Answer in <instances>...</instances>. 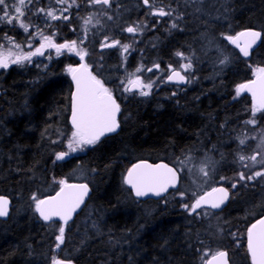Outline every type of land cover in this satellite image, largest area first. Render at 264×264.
<instances>
[{
    "label": "trees",
    "instance_id": "16d2710c",
    "mask_svg": "<svg viewBox=\"0 0 264 264\" xmlns=\"http://www.w3.org/2000/svg\"><path fill=\"white\" fill-rule=\"evenodd\" d=\"M111 1L126 5L130 9L133 7V12L136 11L135 5L141 3L140 0ZM224 1L227 5L223 9V31L227 30V33L233 34L242 28H256L255 30L262 32L263 38L251 53L250 58L243 60L229 42L221 43L216 41L214 36L212 37L213 46L222 49L224 56L229 58L227 63H223L226 66L225 68L223 66V76L220 81L223 84V92L215 86L212 90L216 94H209V91L202 90L204 82L199 80L181 97L176 96V98L171 94L153 104V98L146 99V103L140 104L125 102L121 96H118L117 91L115 96L122 108L119 131L113 136L101 139L84 153L69 156L62 162L52 161V156L53 151L64 150L67 137L71 132L67 122L71 91L67 69L70 65H75L76 57L64 53L60 56L50 53L51 59L43 58L41 62H38L39 67L34 61L21 67L12 66L0 71V193L9 195L12 190L18 192L17 195L12 196L14 205L11 206V215L6 221H0V264H52L53 257H63L61 251H54V246L58 243L54 235L57 234L59 224L40 222L34 213V201L31 196L36 195L41 198L48 191V194L53 189L55 191L59 186L57 181L61 179L71 181L69 176L78 168L84 171L81 178L85 175L91 176L90 195L86 205L77 214L78 216H75V220L73 219L65 226L64 235L69 236V240L62 246H67L69 252L76 246L79 250L77 253L67 254L62 259L71 260L75 264H199L198 252L201 251L205 241L203 237L206 235L201 225L203 221L196 223L194 221L196 214L190 215L175 199L174 196L178 193L179 187L161 200L138 202L130 197L129 191L125 189L123 177L128 166L136 159L170 162V157H183L186 152L193 151L188 150L191 149L189 143L192 138L196 139L201 134L203 135L201 141L205 142L204 146L208 149L206 152L214 157L217 165L224 162L225 152L229 151L228 154H231V149L226 150L225 144L223 145L226 151L223 149L224 152L218 154V140L211 138L212 134L217 136L218 129H215L213 125L217 119V126H215L218 128L223 126L224 139L229 136L224 135L226 132H232L230 133L232 137L234 129L236 130L239 125L237 124L229 131L225 129L228 121H231L232 126L229 123L227 127H234L233 124L242 123V120L247 118L243 112L250 106L248 97L241 94L238 97L241 100L238 99V101L237 97H232L231 91L236 85L256 75L257 68H264V0ZM45 2V0H38V2L32 0V5L45 6ZM88 3V0H76L75 5H78L80 9H74V12L68 16V21L52 23L50 29L56 33L60 41L77 39L80 32L76 21L82 16L81 14L88 11ZM215 28L218 30L217 26ZM7 34L15 36L13 29L0 24V43ZM194 39L192 36L189 41L193 47L194 44H199L198 41H201L204 47L208 41L200 37L196 38L198 41ZM97 40L95 38V42ZM95 42L86 46L89 56L93 59L91 65H96V68L95 65L92 66L96 71L99 69L97 67L100 65L99 62H102L103 67L109 70L108 64L111 58L101 57L104 51H100L97 47L99 42ZM142 46L144 49L145 46ZM133 51L132 59L139 60L140 57L134 58L138 49ZM208 53L209 48L201 54L204 65H206V59L203 55ZM97 57H101V61ZM146 61L147 59L144 58L143 62ZM244 77L245 80H243ZM184 102L185 104L182 105ZM205 102L208 103L205 104ZM219 108L223 109L222 116ZM235 109L242 110L241 114L239 115ZM213 111L216 113L214 114ZM241 115L245 116L242 118ZM226 117L228 118L225 119ZM204 125H207L206 128ZM205 135H209V141ZM53 140L58 142L53 143ZM234 140L236 141L235 138ZM223 142L226 141L223 140ZM231 145L234 148V145ZM167 152L170 153L169 156ZM193 153L195 156L202 155V153L196 154L195 151ZM229 162L234 163L233 160ZM232 163H228L225 168L221 164V170L224 172ZM235 172L236 168L224 172L223 180L227 181L222 184L229 187L228 177ZM253 186L249 184L240 186V192L243 190L241 193L239 189L236 192L239 194L238 197L241 196L237 197L236 201L232 198L233 191L231 200L222 211L224 227L228 228L227 232L233 233V238L227 239V236L223 241V250L227 252L230 264H251L245 240L246 228L264 213V207H259L261 197L255 196L256 194L247 195L245 192H252L255 189L264 190V187ZM21 190L24 195L19 193ZM125 192H128L129 199L134 200V203L125 198ZM236 195H234L235 198ZM162 201H166L167 204L164 207H157V204L160 205ZM26 207L28 212L25 219L17 218L16 216L26 210ZM86 212L89 216L86 221H82ZM29 217L36 221L35 224L39 223L37 225L41 229H37L28 220ZM89 223L97 228H92ZM78 229L79 233L76 235L75 231ZM94 229L96 231H93ZM80 233L83 234L80 235ZM47 234H49V242L44 238ZM74 237L77 240L73 239ZM123 240L126 243L125 246L119 244ZM42 241L43 244L40 245ZM129 243L130 245H127Z\"/></svg>",
    "mask_w": 264,
    "mask_h": 264
},
{
    "label": "snow or ice",
    "instance_id": "6c2138e0",
    "mask_svg": "<svg viewBox=\"0 0 264 264\" xmlns=\"http://www.w3.org/2000/svg\"><path fill=\"white\" fill-rule=\"evenodd\" d=\"M38 2V0H37ZM57 4H68L67 7L59 10H48L44 8L33 9L32 0H28L27 10L31 14H37V12L44 13L46 17H50L51 20H59L61 18L68 19V16H64V12H68L70 8L75 5L76 0H56ZM91 5H103L105 7L111 6V0H89ZM155 0H143V5L149 9V14L157 16H171V10L165 11L163 7L155 8ZM78 6V5H76ZM25 0H0V24H7L15 28L17 25L24 29L25 33L29 32V24L24 21L25 16ZM59 11V15L56 14ZM111 19V17H108ZM92 17L89 16L85 20V25L92 22ZM173 28H177L178 25L173 22ZM140 29V25L128 26L124 29L128 33H136ZM87 29L85 28V31ZM42 42L34 50L23 52L21 45L16 41L5 35L3 39L8 41V49L4 51V45L0 44V69L7 70L11 65L23 66L25 62L31 64L33 57L45 56V52L48 49H54L57 56L67 51L79 56L81 61H84L85 56L88 55L87 51L79 48L76 41H70L65 43H56L53 39L55 33L51 35H44L43 32L37 31ZM261 32L259 31H245L232 35H225L224 39L229 41L232 45H235L239 49L240 53L244 57L249 56V49L261 39ZM245 38L243 45L241 44V38ZM35 36L30 35L28 37V47L32 48L31 40ZM120 46L123 53H128L129 45L120 44L119 40L112 39L105 36L101 43V48H112ZM15 49V51H14ZM176 55L181 59L187 60V57L183 53L177 52ZM51 59V56L46 57ZM228 57L224 56L221 63H227ZM39 67V63H37ZM46 67V66H45ZM180 68L187 72L192 68V63L187 60L182 64ZM162 71L159 64H154L149 68H137L136 72L153 70ZM169 75H167L165 82H173L177 84H183L189 82V77L182 74L181 70L173 68L172 65L168 66ZM68 73L71 74L72 80L75 82V91L72 94L71 102V117L70 122L72 131L70 137L67 138L68 151H60L55 154L57 161L64 160L71 153L77 151H83L88 146H95L102 137L108 133L115 132L119 127L117 120V114L120 112V105L117 103L113 96V92L105 86L101 79H98L96 75H93L89 70V65L81 63L79 67H69ZM256 79L248 83L241 84L236 89V95L239 96L242 92H250L253 99L252 116L253 118L246 121L248 124L255 125V114L257 112L264 111V68L256 69ZM133 78L127 80V86L124 87L125 92L138 91L141 96H148L154 87L155 81L152 78H148L145 82L141 77L135 73L131 74ZM159 79V77H157ZM125 81H121L124 84ZM175 94V93H173ZM254 138V137H253ZM247 138H241L239 143L244 145ZM53 143H57V140H53ZM260 151L254 152L250 157L245 155H239V161L243 168H248L249 172L245 173L240 171L237 173L240 181H253L258 177L264 176V168L260 170L251 171L257 164L264 165V138L261 139L260 144L257 146ZM260 157V159H258ZM250 161L251 163H247ZM213 162L210 158H206V161L202 163L197 171L204 177L208 178L210 172L209 166ZM178 169L169 167L165 163L149 164L141 162L133 165L128 169L127 174L123 178V183L128 185L134 195L137 198L156 196L162 197L168 192L169 188H177L178 183ZM191 171V169H189ZM225 179L221 177V180ZM206 182V181H205ZM59 190L55 195L49 196L44 199L38 198L36 195L32 196V200L35 205V212H37L41 219L45 222L54 221L58 219L62 224L58 228L59 235L56 236L58 243L56 248L59 249L60 245L64 242L65 226L72 220L73 214L84 203L85 197L88 195L89 186L87 183L70 184L67 180L61 179L57 181ZM232 188L236 187V182L232 183ZM181 199H184L185 193L178 191ZM195 197L194 202L191 204L185 203L183 207L191 215L197 213V210L202 207H210L211 209H219L221 205L229 198V192L224 187H212L210 191L197 194L193 192ZM9 201L3 196H0V217H6L8 215ZM199 215V213H197ZM207 215V213H204ZM210 251V250H209ZM247 251L251 257V264H264V218L257 220L247 229ZM209 255L208 251L203 253L202 259ZM226 251H216L211 255L210 259H205L204 264H228L226 259ZM52 264H72L71 261H62L53 257Z\"/></svg>",
    "mask_w": 264,
    "mask_h": 264
},
{
    "label": "rangeland",
    "instance_id": "374dc122",
    "mask_svg": "<svg viewBox=\"0 0 264 264\" xmlns=\"http://www.w3.org/2000/svg\"><path fill=\"white\" fill-rule=\"evenodd\" d=\"M37 1V0H36ZM46 2V4H45V6H34V5H32V7H33V9L35 10V9H38V8H44L45 9V11H48V10H59V9H61V8H64V7H67L68 6V4L67 3H65L64 5H61V4H57L56 3V0H45ZM89 1V0H88ZM68 2H71V0H68ZM181 2H184V3H186V1H181ZM111 3H112V1H111ZM9 4L11 5V0H9ZM113 4V3H112ZM206 4H208V6H210V7H207V8H204V4H202V3H196L195 4V7H194V9H192L191 11H189L188 12V9H182L183 8V6H181V8H176V7H173L174 9L171 11L172 12V15L171 16H168L169 17V20H171V21H174V20H177V19H179L178 21H182L183 20V18L184 17H186V19H185V21L187 20V18L189 17V13L190 12H193V17H194V19H193V27H194V32L192 33V35L194 36V40L195 41H198L196 38H205V39H207L208 41L206 42V45L203 47V45H202V43H201V41H198L199 42V44H194V49L192 50V52H191V54H189V55H185V57H187V60H189V59H192V58H194V61H192V60H190L191 61V63H192V65H194V66H192V68L189 70V75H190V78H192V79H194V80H191V83H193V85L195 86V82L197 83V77H199V75L200 74H202L203 73V71H205L207 68L208 69H210V71H211V74H208V75H205L202 79H201V81L202 82H208L209 80H210V83L211 84H213L214 86H216V88L218 89V90H221V92H223L222 90H223V84H221L220 83V81H221V77L223 76V67L222 66H220L222 63H220L221 62V60L223 59V57H224V54H223V50L222 49H220V48H218V47H215V46H213V42L211 41V39H212V37L214 36L215 38H216V41H218V42H221V43H223V41L225 42V43H228L229 41H227L226 39H224V36L225 35H233V34H231V33H227V30H224L223 31V23H222V21H223V9H224V7L227 5V3L224 1L223 2V0H207V3ZM25 5H26V7H25V16L23 17V19H24V21L25 22H27L28 24H29V32L28 33H25L24 32V29L23 28H20L18 25L15 27V28H13L12 26H10V25H7V24H3V25H6L7 26V28H10V29H13V32L15 33V36H13V35H9V34H7L8 36H10V37H12L15 41H16V43H18V44H20L21 45V48H22V50H23V52H28V51H31V50H34V48L35 47H38L39 45H40V43L42 42V40H41V38L38 36V35H36V33H37V31H40V32H43V34L44 35H51L52 33H54L53 32V30H51L50 29V26L52 25V23L53 22H55V21H62V22H65L66 20L65 19H63V18H61V19H59V20H51V18L50 17H46L45 16V14L44 13H40V12H37V14H31V13H29L28 12V10H27V5H28V0H25ZM92 8H91V7ZM97 7L98 5H94V7ZM93 7V5H91L90 3H88V11L85 13V14H83L82 16H80L79 18H77V21H76V23H77V27H78V31L80 32L79 33V35H78V37H77V39H75L76 40V42H77V46L79 47V48H82V49H84V50H86L87 51V53L89 52L88 50H87V47H85L86 46V44L87 45H91V44H93L94 42H95V39L94 38H97L98 40L96 41V42H99L98 44H97V47L99 48V47H101V43H102V41L104 40V36H107V37H109L110 38V40H112V39H115V38H112V36H114V34H115V32L117 31L116 29H117V26L118 27H120V29H118V31H117V35H120L121 37L122 36H124L122 39H124V40H119L120 42H122V43H120L121 45H123V44H127V45H129V43H131L133 46L134 45H136V44H140V43H142L143 42V39L141 38V33H142V28H143V26L141 25V24H139V23H134V22H136V20L134 21V22H132L131 20H130V18L127 16V15H135V14H133L134 12L131 10V11H129L128 10V8H126L127 10L126 11H124V15H125V17L123 18V21H122V18L120 19V18H118V19H113V18H111V19H109L108 17H109V13H110V11L112 10V8L110 7V8H107V9H105V8H103V6H100L99 7V9H97V10H95L96 9V7L94 8ZM102 8V9H101ZM74 9H80L78 6H76V5H73L71 8H70V10L68 11V12H64L63 13V15H65V14H67V15H65V16H69L70 15V13H72V12H74ZM101 9V10H100ZM105 9V11H103ZM125 9V8H124ZM95 10V11H94ZM129 11V13H126V12H128ZM94 12V13H93ZM96 12V13H95ZM103 12V13H102ZM106 12V13H105ZM56 14L57 15H59L60 13H59V11H56ZM89 14H91V15H89ZM93 14V15H92ZM97 14V15H96ZM190 14H192V13H190ZM96 15V16H95ZM105 15V16H104ZM88 18L89 16H93L92 18L94 19H92L93 21V23L94 24H92V22H91V24L89 23V24H87V25H85V19H86V17ZM82 17H84L83 19H82ZM116 18V17H115ZM78 19H80V20H78ZM113 20V21H112ZM68 21V20H67ZM83 21V22H82ZM107 21H110V22H107ZM115 21L117 22V24L116 25H113V24H111L112 22L113 23H115ZM81 22V23H80ZM97 23V24H96ZM109 23V24H108ZM111 24V25H110ZM121 24V25H120ZM137 24H139L140 25V29L136 32V33H128L127 31H124V29L123 28H125L124 27V25L126 26V27H128V26H130V25H132V26H135V25H137ZM191 24V25H192ZM96 25V26H95ZM187 25V24H186ZM217 26L218 27V30L215 28V26ZM90 26H91V28H90ZM94 26V27H93ZM112 27V30H111V27ZM122 26H123V28H122ZM206 26H208V27H206ZM103 27V28H102ZM107 28V29H105V28ZM81 28H82V31H81ZM85 28H87V30L85 31ZM89 28V29H88ZM122 28V29H121ZM215 28V29H214ZM84 29V30H83ZM93 31H92V30ZM99 29V30H98ZM214 29V30H213ZM32 30V31H31ZM91 30V31H90ZM114 30H116V31H114ZM91 33H90V32ZM110 31H112V32H110ZM101 32H103V33H101ZM121 33V34H119V33ZM95 34V36H94V34ZM99 33V34H98ZM84 34V35H83ZM86 34V35H85ZM101 34V35H100ZM30 35H32V36H35V38L34 39H32L31 40V44H32V48H29L28 47V37L30 36ZM89 35V36H88ZM91 35V36H90ZM98 35V36H97ZM111 35V36H110ZM130 35V36H129ZM87 36H88V38H87ZM100 36H101V38H100ZM90 37V38H89ZM126 37V38H125ZM128 37H131V38H128ZM132 37H133V39H132ZM92 38H93V40H92ZM214 38V39H215ZM22 39V40H21ZM53 39H54V41L56 42V43H65V42H70V41H75V40H59L58 38H57V36H56V33H55V35H54V37H53ZM88 39V40H87ZM78 40V41H77ZM87 40V41H86ZM83 41V42H82ZM149 39H147V42H148V44L151 46V48L154 46V44H152V43H149ZM85 42V43H84ZM95 42V43H96ZM147 42L145 41V43L147 44ZM201 43V44H200ZM0 44H3L4 45V51H7V49H8V47H9V45H8V41L7 40H5V39H3L2 40V42L0 43ZM85 44V45H84ZM85 47V48H84ZM155 47V46H154ZM138 50H141L140 48V46L138 45V47H136ZM207 48H209V53L207 54V55H203L204 56V58H206V60L208 61H206V65H204L203 64V62H202V58H201V54H202V52L203 51H205ZM113 49V50H112ZM115 49V50H114ZM211 50V51H210ZM14 51H15V49H14ZM101 51H104L103 53H102V56L101 57H103V56H106V58L107 57H109V58H111V62L108 64L109 65V70H107V69H105L104 67H103V63L102 62H100V67H99V69H97L96 70V72L98 73V74H100V75H108V77H109V79H113V78H115V79H118V81L119 82H117L118 84H120V86L122 87V89H121V91H118L117 93L120 95V94H123V96H125V97H121L123 100H126L127 99V101L128 102H132V103H134V102H137V103H140V104H142V103H146L147 101H145L146 99L148 100V99H151V98H153V102H152V104L155 102V101H157V100H159V98L160 97H164V98H166L167 96H171V93L172 92H162V91H159V85L160 84H162L161 82H159V84L157 85L156 83L154 84V87H153V89L151 90V93H150V95H148V96H141V95H139V93L137 92V91H134V92H131L130 94H128L127 92H125L123 89H124V87H126L127 86V80L129 79V78H133L132 77V75L131 74H133V73H135L137 76H139V77H141L145 82H147V80H148V78L150 77H153L152 79L154 80V76H155V73L154 72H148V71H145V73L144 72H136V69L139 67H143V68H147L149 65H143V64H141V63H138V61H136V60H134V59H132V53L134 52L133 50H131L130 48H129V51H128V53H123L122 52V49L120 48V46L118 45V46H116V47H112V48H109V50H108V48L106 49V51L105 50H101ZM193 51H194V55H193ZM50 53H52V54H56L55 53V50L54 49H48L46 52H45V56H42V57H33L32 59H33V63H34V61H36L37 63L38 62H41L42 61V59L43 58H46V57H48V56H50ZM64 54H68V55H74L75 57H76V59H77V55H75L74 53H69V52H67V51H65V52H63ZM136 53V52H135ZM186 52H184L183 54H185ZM213 55V53H214V56H212L211 54ZM89 55H90V53H88ZM138 56L140 55V54H138V53H136ZM89 55H87V56H89ZM126 55V56H125ZM191 55V56H190ZM128 56V58H126ZM211 56V57H210ZM222 58H221V57ZM100 57V58H101ZM188 57H189V59H188ZM97 58H99V57H97ZM99 58V59H100ZM211 58H212V60H211ZM218 58V59H217ZM102 59V58H101ZM101 59H100V61H101ZM180 57H177V55L175 56V57H173V59H172V61H173V64H176V63H174L175 61L177 62V64H176V66L178 65V67L179 66H181L182 64H184V63H186L187 62V60H184V59H182L181 61H180ZM217 59V60H216ZM91 60V61H90ZM127 60V61H126ZM89 61V62H88ZM128 61H130V62H128ZM151 62H153L154 60H150ZM180 61V62H179ZM219 63H218V62ZM91 62H93V59L92 58H88V57H86L85 56V59H84V63H86V64H88L89 66L91 65ZM128 62V64H126ZM193 62H195L194 64H193ZM202 62V63H201ZM27 62H25V64H26ZM79 62L78 61H76V64L75 65H73V66H71V67H75L77 64H78ZM130 63V64H129ZM215 63L217 64H219V66H217V65H215ZM103 64V65H102ZM134 64V65H133ZM137 64V65H136ZM198 64V65H197ZM199 64H201V65H199ZM210 64V65H209ZM213 64V65H212ZM131 65L133 66L132 68H130L131 67ZM137 67H136V66ZM197 65V66H196ZM223 65V64H222ZM11 66H16L15 64H13V65H11ZM10 66V67H11ZM174 66V65H173ZM203 66V67H202ZM208 66H211V67H208ZM9 67V68H10ZM16 67H21L20 65H18V66H16ZM126 67V68H125ZM151 67V66H150ZM195 67V68H194ZM201 67V68H200ZM206 67V68H205ZM219 67H221L220 69H219ZM8 68V69H9ZM89 68H92V66H90ZM104 68V69H103ZM149 68V67H148ZM198 68H200V69H198ZM203 68V69H202ZM118 69V70H117ZM127 69V70H126ZM133 69H134V71H133ZM198 69V70H197ZM202 69V70H201ZM205 69V70H204ZM1 70H3V69H0V71ZM92 70V69H91ZM133 72H132V71ZM194 70V71H193ZM196 70V71H195ZM222 70V71H221ZM106 71V72H105ZM195 72V73H193V72ZM202 73H201V72ZM122 72V73H121ZM130 72V73H129ZM188 72V71H187ZM190 72H191V74H190ZM197 72V73H196ZM67 73H68V71H67ZM126 73V74H125ZM141 73V74H140ZM152 73H154V74H152ZM199 73V74H198ZM216 73L218 74V75H216ZM69 74V73H68ZM121 74H122V76H121ZM144 76H143V75ZM148 74V75H147ZM194 74V75H193ZM215 74V75H214ZM93 75H95V73L93 74ZM150 75V76H149ZM191 75H192V77H191ZM196 75H198L197 77H194V76H196ZM128 76V77H127ZM218 76V77H217ZM220 76V77H219ZM123 77V78H122ZM125 77V78H124ZM209 77H210V79H209ZM216 77V78H215ZM213 78V79H212ZM99 79V78H98ZM219 79V80H218ZM204 80V81H203ZM216 80V81H215ZM121 81H125V83L124 84H121ZM216 84H218V85H216ZM221 85V86H220ZM239 85H241V83L239 84ZM238 85V86H239ZM194 86H192V88L194 87ZM222 88V89H221ZM236 89H237V85L233 88V90L231 91V95H232V97H239V96H236L235 94H236ZM154 90H155V92H154ZM211 90H212V88H211ZM213 91V90H212ZM115 92V91H114ZM124 93H125V95H124ZM168 93V94H167ZM126 94H128L127 96H126ZM118 95V96H119ZM235 95V96H234ZM241 95V94H240ZM244 95V94H243ZM121 96V95H120ZM119 96V97H120ZM166 96V97H165ZM128 97V98H127ZM238 100V99H237ZM142 102V103H141ZM250 103V102H249ZM252 107L253 106H251V108H250V106H249V108H247V112H245V114L247 115L246 117L247 118H245L244 120H242V123L240 122V126L238 125L237 126V128H236V130H234L233 131V135H232V137L231 136H229V137H227L226 139L227 140H229L228 142L229 143H231V140L232 141H234V139L233 138H235L236 139V141L235 142H233L232 144L234 145V156H232L231 157V155H226L225 153L223 154L224 155V162L226 163H224L225 165H223L224 167L227 165V163L229 162V159L230 160H233L234 161V164H235V166H234V168H236V172L233 174V176H229L228 177V181H229V188H231L230 190H231V192H235L233 195H235L236 194V192H237V188H238V186L239 185H243L244 184V181L243 182H240V180H239V178H238V175H237V173L238 172H240V171H244V172H246V173H248L249 172V169H248V171H247V169L245 168V170H242V169H244V168H242L241 166V162L239 161V156H238V154L237 153H239V155L241 154H243V155H245V156H251L255 151L256 152H258V151H260V149L257 147V149H255L254 148V146L255 145H259L260 144V141H261V139L262 138H264V118H262L261 116H263L264 117V111H262L261 113H259V112H257L256 114H255V117H259V115H260V120H258V118L256 119L255 118V120L257 121L258 120V122H256L255 123V125H251V124H248V123H246V121H248V120H250V119H252L253 118V116H252ZM240 112H241V110H238V113L240 114ZM250 112V113H249ZM249 113V114H248ZM257 115V116H256ZM251 117V118H250ZM250 118V119H249ZM262 119V120H261ZM239 122H237V124H238ZM237 124H233V125H237ZM258 124V125H257ZM263 125V126H262ZM232 126V125H231ZM230 126V127H231ZM230 127H227V129H230ZM245 127H247L246 129H245ZM252 127H253V129L254 128H256V129H252ZM234 128V127H233ZM249 128V129H248ZM261 128H263V129H261ZM256 130V131H255ZM72 131V130H71ZM222 131H223V129H222ZM221 131V132H222ZM252 131L254 132L255 131V133H253L252 135L251 134H249V133H252ZM263 132V133H262ZM262 133V134H261ZM228 134V132H226V135ZM70 135H71V132L69 133V135H68V137H70ZM223 135V134H222ZM230 135V134H229ZM246 135H249V137L248 136H246ZM234 136V137H233ZM262 138H261V137ZM67 137V138H68ZM240 140L241 138H245V137H247V139H246V142H247V144L245 143V145L244 146H242L239 142H237V141H239V140H237V138ZM254 137V138H253ZM230 138H232V139H230ZM259 138H261V139H259ZM225 139V140H226ZM258 141L257 142V144H255L256 143V140ZM260 141H259V140ZM226 140V141H227ZM223 143H225V142H223ZM223 143H218L219 145H220V147H218V151H219V153H222L223 152ZM237 143H238V145H237ZM250 143V144H249ZM242 147H241V146ZM239 146L241 147V148H239ZM91 147H93V146H88V147H86L83 151H77V152H75V153H73V154H70V156H76V154L78 155V154H82V153H84L85 151H86V149H88V148H91ZM199 147V146H198ZM198 147L197 148H194V150L193 149H191V150H193V151H189V152H186L185 154H184V156L183 157H180V156H178V157H176V156H174V157H171L170 158V160H171V162L173 163V164H175V168L176 169H178L179 171H178V173H179V175H180V177H181V183H180V185H179V191L180 192H184L185 193V197H184V199H181V197L179 196V194L177 193V194H175V199H177L178 200V203L179 204H181V206H183V204H185V203H188V204H191L193 201H194V199H195V197L192 195V193L193 192H196L197 194H201V193H203L204 191H206V190H208V189H210L211 187H213L214 185H216V184H218L219 182L222 184V180H221V177H224V173H223V171L220 169V168H218V167H221L220 165H221V163H220V165H217L215 162H214V157L212 156V155H210L209 154V152H206L208 149H205V146H204V143L202 144V148L201 147H199V149H198ZM244 147V148H243ZM256 147V146H255ZM243 148V149H242ZM247 148V149H246ZM197 149V150H196ZM247 150V152L245 151V150ZM254 149H255V151H254ZM68 149H67V140H66V145H65V148H64V150H62V151H67ZM201 150V151H200ZM238 150H241V152H239ZM195 151V153L197 154H200V153H202V155L201 156H197V158H196V156L195 155H193V152ZM237 151V152H236ZM200 152V153H199ZM205 152V154H203ZM213 152V151H212ZM249 153V154H248ZM252 153V154H251ZM192 154V155H191ZM208 154V155H207ZM247 154V155H246ZM191 155V156H190ZM203 155H205V156H203ZM210 155V156H209ZM203 156V157H202ZM69 157V156H68ZM185 157H187V158H185ZM205 157V158H204ZM213 157V158H212ZM232 159H231V158ZM235 157V158H234ZM180 158V159H179ZM206 158H210V159H212L211 161H213L214 163H215V166H214V163L212 164V167H211V165L209 166V168H208V170H210L209 172H210V176L208 177V179L206 178H204V177H202V175L197 171V169H198V167L202 164V163H204L205 161H206ZM173 159V160H172ZM189 159V160H188ZM258 159H260V157H258ZM175 160V161H174ZM177 160H179V161H177ZM186 160V161H185ZM188 160V161H187ZM192 160V161H191ZM236 161V162H235ZM238 161V162H237ZM251 163L250 161H247V163ZM232 163V162H231ZM180 164V165H179ZM239 166V167H238ZM215 167H217L216 169H215ZM227 167V166H226ZM211 168H213V169H211ZM242 168V169H241ZM261 168H264V165H260V164H257L256 165V167H254V169L252 168L251 169V171H256V170H260ZM189 169H191V171H189ZM241 169V170H240ZM215 170H220V171H222V172H220V171H215ZM213 173H212V172ZM82 172H84L83 171V169H81V168H78V169H76V171H73L72 173H71V175L69 176L70 177V179H74V180H76V179H80L81 178V175H82ZM226 172V171H225ZM213 174V175H212ZM236 174V176H234ZM215 175V176H214ZM214 176V177H213ZM200 177V178H199ZM236 177V178H235ZM220 178V179H219ZM259 178H260V180H259ZM218 179V180H217ZM233 179V180H232ZM237 179V180H236ZM221 180V181H220ZM238 180H239V182H238ZM206 181V182H205ZM215 181H216V183H215ZM218 181V182H217ZM261 181V182H260ZM233 182H237V184H236V187L235 188H232V183ZM247 183V184H246ZM251 183V184H250ZM261 183H263L262 185V187H264V176H262V177H258V178H256L255 180H253V181H251V182H249V181H246L245 180V185H257V184H261ZM239 184V185H238ZM205 185V186H204ZM205 188V189H204ZM177 189V190H178ZM236 190V191H235ZM261 190H263V189H257L256 190V192H254V193H256L257 194V196L258 197H261V202H260V205H259V207H264V190L263 191H261ZM261 191V192H260ZM245 192H247L246 194H250L251 193V195H253V192H249L248 193V191H245ZM244 192V193H245ZM238 195L239 194H237V196H236V198H234L235 200L234 201H236V199H237V197H238ZM232 198H233V196H232ZM124 199L122 200V202H123V204H124ZM168 201V200H167ZM160 205H158L157 204V207L159 206H161V207H164L166 204H167V202L166 201H162V202H160L159 203ZM156 206V205H155ZM33 207H35V205H34V202H33ZM88 208V207H87ZM207 213V215H205L204 213ZM89 216V213L88 212H86V215H85V217H83L82 218V221H84V220H86L87 219V217ZM194 218L196 219V220H194L196 223H200L199 221H203L202 223H201V225H202V227H204L203 228V232H205L206 233V235L203 237L204 238V242H203V246H202V248H201V251H199L198 252V261H199V264H204V260L205 259H207V257L208 256H210L211 254H213L214 252H216V251H220V250H223V241H224V239H225V237L227 238V236H228V238L227 239H229V238H233V233H229V232H227V231H229L228 230V228H225L224 227V222H223V214H222V212H220V213H209L207 210H200V212H199V215L198 214H196V215H194ZM193 218V219H194ZM222 222H223V227H221L222 225ZM53 224V223H52ZM91 226H92V228H97V226H95V225H92L91 223H89ZM55 225V224H54ZM61 224H59L58 225V228H59V226H60ZM58 228H57V230H58ZM93 231H96L95 229L93 230ZM75 233H76V235H78V233H79V229L77 230V231H75ZM207 233H208V235H207ZM226 233H227V235H226ZM59 234V232L57 231V234H56V236ZM81 234H83V233H80V235ZM56 236L54 235V238H56ZM75 236V235H74ZM246 237V236H245ZM73 239H76L75 237L73 238ZM77 240V239H76ZM76 243H77V241H76ZM75 245V244H74ZM75 247V246H74ZM198 249V248H197ZM79 249H77V246L75 247V248H73V251H71V252H73V254L74 253H77V251H78ZM210 250V251H209ZM65 251V253H63L62 254V258H64V257H66L67 256V254L69 255H71V253L69 252L68 253V251L67 250H64ZM205 251H208L209 252V255L207 256V257H204L203 259H202V256H203V253L205 252ZM235 257H236V255H235ZM234 257V258H235ZM59 258V257H58ZM57 258V259H58ZM237 259V258H236Z\"/></svg>",
    "mask_w": 264,
    "mask_h": 264
},
{
    "label": "flooded vegetation",
    "instance_id": "af4514ba",
    "mask_svg": "<svg viewBox=\"0 0 264 264\" xmlns=\"http://www.w3.org/2000/svg\"><path fill=\"white\" fill-rule=\"evenodd\" d=\"M140 1H141L140 4L135 5L136 11H134V13H133L135 15H127L130 18V20L132 19L131 20L132 22H134L136 20V22H134V23H139V24H141L143 26V28H142L143 30H142V33H141V38L143 39V42L140 43L141 45H139L141 47L140 48L141 50H138V52H136V53H138L140 55L138 56L137 54H135L134 58L140 57L139 60L138 59H136V60H138V63L142 62L143 65L146 64V62L143 63L144 58L147 59V62H148L147 65L152 63V62L149 61V59L153 58L152 60H155V61H153V63L150 66L153 67L154 64H159L160 65V69L162 70V71H156L155 69L153 70L154 73H155V76H154L155 83L156 84H159L158 82L162 83V84L159 85L160 87L158 89L161 90L162 92H171L172 91L171 94H173L175 92V94H173L174 96L175 95L177 96L179 94H180L179 96H183L184 94H186L187 91L192 89V86H194L190 82L191 80H194V79L190 78V75L187 72H184L182 69L178 68V66L173 64V62L171 60L173 59V57L176 56L177 52H181V53L186 52L187 54L186 53L185 54L189 55V54H191V49L193 50L192 44L191 43L189 44V41L192 39V36H193L192 33L194 32V27H193V24H192L193 23V19H194L193 12H190L192 14L189 13V17L187 18L186 21H185L186 17H184L182 21H178L179 19L171 21V20H169L168 16L161 17V16L149 14V9L146 6L143 5V0H140ZM181 1H186V3L181 2ZM201 2H202V4H204L203 6H205L204 8L210 7V6H208V4H206L207 0H155L154 7L155 8L163 7L165 9V11H169V10L172 11L174 9L173 7L181 8V6H183L182 9H188V12H189L192 9H194L195 3H201ZM150 3H151V0H150ZM100 6H103V5H100ZM104 7L105 6H103V8ZM110 7L112 8V10L110 11L109 17L111 15H112L111 18H114L116 16L115 19L122 18V21H123V18L125 17L124 11L127 10L126 9L127 6L126 5L123 6L122 4L120 5V3H118V4H116V3L112 4L111 3ZM110 7H108V8H110ZM124 7H126V8L124 9ZM105 8L107 9V7H105ZM128 10L131 11V10H134V8L133 7L131 9L128 8ZM138 19H140V20H138ZM173 22H175L178 25L177 28H173L172 27V23ZM222 23H223V21H222ZM116 24L117 23L115 22L113 25H116ZM113 37L115 38V40L123 38V36L121 37L120 35H117V31L115 32ZM128 38H131V37H128ZM132 39H133V37H132ZM147 39H149L150 40L149 43L154 44L155 47L153 46L151 48V46L147 42ZM145 41L147 42V44L145 43ZM120 43H122V42H120ZM142 45L145 46L144 49H142L143 48ZM129 46H130L129 48L131 50L134 49L136 51V47H138V44L133 46L131 43H129ZM101 49L102 48L99 47V50H101ZM103 49H106V48H103ZM149 54H152V56L149 55ZM157 59H158V61H157ZM76 60L79 63L81 62L79 56L77 57ZM167 63L168 64L170 63V65H172V66L175 65V66H173V68H177L178 70H181L183 75H185L186 77H189V82L184 83L182 85H179V84H176V83H166L165 79H166L167 75H169V72L167 70L169 65ZM89 69L90 70L92 69L91 70L92 73H96L95 75L97 76V78H100V76H101L100 79L101 80L103 79L102 82L105 84V86L108 87L111 91H113V96L116 99L115 92L116 91H121V89H122L120 84L118 86V83H116V82H119L118 79L113 78V79L109 80V77L107 75H98V73L94 70L93 67L89 68ZM102 76H103V78H102ZM104 77H106V78H104ZM157 77H159V79H157ZM171 84H172V86H171ZM177 85H179V86H177ZM190 85H191V87H190ZM175 88H177V89H175ZM180 88H181V91H180ZM172 89H174V90H172ZM114 90H115V92H114ZM128 94H130V93H128ZM117 102H118V100H117ZM118 104H119V102H118ZM251 105L252 104H250V106ZM121 112H122V108H121V105H120L119 114ZM221 112L223 113V109L221 110ZM120 116H121V114L118 117V122L120 124L119 126H121V119H120L121 117ZM222 127H220L221 131L223 129ZM115 134H113V135H115ZM113 135H109V136H113ZM109 136H106V137H109ZM103 138H105V137H103ZM138 160H145V159H138ZM138 160L136 159L132 163H134V162H136ZM146 161H148V160H146ZM157 161H163V160H157ZM157 161H153V162H157ZM149 162H151V161H149ZM163 162H165V161H163ZM165 163H167V162H165ZM167 164L173 166L174 168L176 167L175 164H173L171 161L168 162ZM180 179H181V177H180ZM130 195H131V193H130ZM135 200H137V199H135ZM145 201H148V200H145ZM151 201H155V200H151ZM141 202H144V201H141ZM201 210H204V209H201ZM222 211H220V212H222ZM208 212L210 213V211H208ZM220 212H218V213H220ZM249 226L246 228V235H247V229L249 228ZM245 240H246V237H245Z\"/></svg>",
    "mask_w": 264,
    "mask_h": 264
},
{
    "label": "bare ground",
    "instance_id": "6f19581e",
    "mask_svg": "<svg viewBox=\"0 0 264 264\" xmlns=\"http://www.w3.org/2000/svg\"><path fill=\"white\" fill-rule=\"evenodd\" d=\"M201 3H202V2H201ZM195 4H196V3H195ZM90 7H91V6H90ZM93 7H94V6H93ZM95 7H96V6H95ZM95 7H94V8H95ZM99 7H100V5L97 6L95 10L99 9ZM204 7H205V6H204ZM91 8H92V7H91ZM104 8H105V7H104ZM107 8H108V7H107ZM185 8H186V7H185ZM101 9H102V8H101ZM101 9H100V10H101ZM105 9H106V8H105ZM105 9H104L103 11H105ZM95 10H94V11H95ZM93 13H94V12H93ZM95 13H96V12H95ZM102 13H103V12H102ZM105 13H106V12H105ZM126 13H129V11L126 12ZM86 14H87V13H86ZM109 14H110V13H109ZM65 15H67V14H65ZM65 15H64V16H65ZM79 15H80V14H79ZM81 15H83V14H81ZM89 15H91V14H89ZM92 15H93V14H92ZM96 15H97V14H96ZM96 15H95V16H96ZM104 16H105V15H104ZM85 17H86V16H85ZM92 17H93V16H92ZM110 17H112V15H111ZM115 17H116V16H115ZM115 17H114L113 19H115ZM83 18H84V17H82V19H83ZM86 19H87V17H86ZM86 19H85V20H86ZM120 19H121V18H120ZM66 20H67V19H66ZM78 20H80V19H78ZM93 20H94V19H93ZM93 20H92V21H93ZM112 21H113V20H112ZM82 22H83V21H82ZM93 22H94V21H93ZM93 22H92V24H94ZM107 22H110V21H107ZM115 22H116V21H115ZM80 23H81V22H80ZM116 23H117V22H116ZM90 24H91V23H90ZM92 24H91V25H92ZM96 24H97V23H96ZM108 24H109V23H108ZM111 24H114V23H111ZM111 24H110V25H111ZM120 25H121V24H120ZM95 26H96V25H95ZM118 26H119V25H118ZM118 26H117V29H116L117 31H118V29H120V27H118ZM93 27H94V26H93ZM110 27H111V26H110ZM112 27H113V26H112ZM112 27H111V30H112ZM124 27L126 28L125 25H124ZM90 28H91V26H90ZM102 28H103V27H102ZM104 28H105V27H104ZM113 28H114V27H113ZM122 28H123V26H122ZM122 28H121V29H122ZM125 28H123V29H125ZM247 28H248V27H247ZM249 28H250V27H249ZM86 29H87V28H86ZM88 29H89V28H88ZM105 29H107V28H105ZM242 29H243V28H242ZM253 29H254V28H253ZM255 29H256V28H255ZM83 30H84V29H83ZM91 30H92V29H91ZM91 30H90V31H91ZM98 30H99V29H98ZM116 30H114V31H116ZM239 30H240V29H239ZM31 31H32V30H31ZM81 31H82V28H81ZM90 31H89V32H90ZM92 31H93V30H92ZM237 31H238V30H237ZM259 31H260V30H259ZM110 32H112V31H110ZM90 33H91V32H90ZM101 33H103V32H101ZM118 33H119V32H118ZM93 34H94V33H93ZM98 34H99V33H98ZM119 34H121V33H119ZM261 34H262V32H261ZM83 35H84V34H83ZM85 35H86V34H85ZM100 35H101V34H100ZM88 36H89V35H88ZM88 36H87V38H88ZM90 36H91V35H90ZM94 36H95V34H94ZM97 36H98V35H97ZM110 36H111V35H110ZM129 36H130V35H129ZM262 36H263V34H262ZM104 37H105V36H104ZM112 37H113V36H112ZM123 37H124V36H123ZM89 38H90V37H89ZM100 38H101V36H100ZM113 38H114V37H113ZM116 38H117V37H116ZM125 38H126V37H125ZM262 38H263V37H262ZM94 39H95V38H94ZM21 40H22V39H21ZM87 40H88V39H87ZM87 40H86V41H87ZM92 40H93V38H92ZM119 40H121V39H119ZM122 40H124V39H122ZM77 41H78V40H77ZM82 42H83V41H82ZM84 43H85V42H84ZM84 45H85V44H84ZM86 46H87V44H86ZM86 46H85V47H86ZM94 46H95V45H94ZM117 46H118V45H117ZM85 47H84V48H85ZM93 49H95V48H93ZM98 49H99V48H98ZM106 49H107V48H106ZM193 49H194V47H193ZM87 50H88V49H87ZM91 50H92V49H91ZM101 50H102V49H101ZM101 50H100V51H101ZM103 50H105V49H103ZM108 50H109V48H108ZM112 50H113V49H112ZM114 50H115V49H114ZM95 51H96V50H95ZM191 52H192V49H191ZM88 53H89V52H88ZM146 53H147V52H146ZM146 53H145V54H146ZM152 54H153V53H152ZM152 54H149V55L152 56ZM186 54H187V53H186ZM186 54H184V56H185ZM210 54H211V53H210ZM67 55H68V54H67ZM72 55H73V54H72ZM88 55H89V54H88ZM191 55H192V54H191ZM191 55H190V56H191ZM193 55H194V51H193ZM211 55H212V54H211ZM73 56H74V55H73ZM93 56H94V55H93ZM125 56H126V55H125ZM194 56H195V55H194ZM212 56H214V53H213ZM86 57L91 58V57H89V56H86ZM177 57H178V56H177ZM210 57H211V56H210ZM220 57H221V56H220ZM126 58H128V56H127ZM221 58H222V57H221ZM152 59H153V58L149 59V61L152 60ZM188 59H189V57H188ZM192 59H193V60H192ZM192 59H189V60L194 61V58H192ZM205 59H206V58H205ZM217 59H218V58H217ZM217 59H216V60H217ZM181 60H182V59H180V61H181ZM203 60H204V59H203ZM203 60H202V61H203ZM211 60H212V58H211ZM90 61H91V60H90ZM96 61H98V60H96ZM96 61H95V62H96ZM126 61H127V60H126ZM154 61H155V60H154ZM157 61H158V59H157ZM171 61H172V60H171ZM180 61H179V62H180ZM205 61H207V60H205ZM205 61H204V62H205ZM88 62H89V61H88ZM98 62H99V61H98ZM128 62H130V61H128ZM128 62H127L126 64H128ZM150 62H151V61H150ZM168 62H169V61H168ZM172 62H173V61H172ZM207 62H208V61H207ZM217 62H218V61H217ZM231 62H232V61H231ZM91 63H93V62H91ZM99 63H100V62H99ZM140 63L142 64V62H140ZM143 63H144V62H143ZM147 63H148V62L146 61V64H145V65H147ZM152 63H153V62H152ZM152 63H151V64H152ZM174 63L177 64L176 61H175ZM194 63H195V62H193V64H194ZM201 63H202V62H201ZM205 63H206V62H205ZM218 63H219V62H218ZM218 63H217V64L215 63V65L219 66ZM220 63H221V62H220ZM75 64H76V63H75ZM129 64H130V63H129ZM151 64H150V65H151ZM167 64H168V63H167ZM176 64H175V65H176ZM94 65H95V64H94ZM94 65L92 64V65H90V66H94ZM102 65H103V64H102ZM133 65H134V64H133ZM136 65H137V64H136ZM136 65H135V66H136ZM150 65H149L148 67H150ZM168 65H170V63H169ZM175 65H174V66H175ZM197 65H198V64H197ZM197 65H196V66H197ZM199 65H201V64H199ZM209 65H210V64H209ZM212 65H213V64H212ZM224 65H225V64H224ZM224 65L221 64L220 66L223 67ZM226 65H227V64H226ZM229 65H230V64H229ZM229 65H228V66H229ZM16 66H18V65H16ZM20 66H21V65H20ZM70 66H71V65H70ZM70 66H69V67H70ZM90 66H89V67H90ZM100 66H101V65H99V66H97V67H100ZM177 66H178V65H177ZM192 66H194V65H192ZM206 66H207V65H206ZM230 66H231V65H230ZM11 67H12V66H11ZM67 67H68V66H67ZM132 67H133V66L131 65L130 68H132ZM136 67H137V66H136ZM148 67H147V68H148ZM202 67H203V66H202ZM208 67H211V66H208ZM225 67H226V66H224V68H225ZM93 68H94V67H93ZM95 68H96V65H95ZM125 68H126V67H125ZM138 68H139V67H138ZM178 68H180V66H179ZM194 68H195V67H194ZM200 68H201V67H200ZM200 68H198V69H200ZM205 68H206V67H205ZM220 68H221V67H219V69H220ZM227 68H228V67H227ZM103 69H104V68H103ZM176 69H177V68H176ZM180 69H181V68H180ZM198 69H197V70H198ZM202 69H203V68H202ZM202 69H201V70H202ZM117 70H118V69H117ZM126 70H127V69H126ZM204 70H205V69H204ZM228 70H229V69H228ZM131 71H132V70H131ZM133 71H134V69H133ZM133 71H132V72H133ZM193 71H194V70H193ZM193 71H192V72H193ZM195 71H196V70H195ZM221 71H222V70H221ZM226 71H227V70H226ZM105 72H106V71H105ZM141 72H144V73H145V71H141ZM152 72H154V71H152ZM200 72H201V71H200ZM98 73H99V72H98ZM121 73H122V72H121ZM129 73H130V72H129ZM150 73H151V72H150ZM187 73H189V71H188ZM193 73H195V72H193ZM196 73H197V72H196ZM201 73H202V72H201ZM224 73H225V72H224ZM251 73H252V71H251ZM92 74H94V73H92ZM95 74H96V73H95ZM100 74H101V73H100ZM100 74H98V75H100ZM125 74H126V73H125ZM140 74H141V73H140ZM152 74H154V73H152ZM190 74H191V72H190ZM198 74H199V73H198ZM208 74H211V71H210V69L207 68L205 71H203L202 74L199 75V77H197L198 75H196V76H194V77H197L196 79L199 81V80H201L205 75H208ZM142 75H143V74H142ZM147 75H148V74H147ZM193 75H194V74H193ZM214 75H215V74H214ZM216 75H218V74L216 73ZM121 76H122V74H121ZM143 76H144V75H143ZM149 76H150V75H149ZM127 77H128V76H127ZM191 77H192V75H191ZM217 77H218V76H217ZM219 77H220V76H219ZM100 78H101V76H100ZM100 78H99V79H100ZM102 78H103V76H102ZM104 78H106V77H104ZM122 78H123V77H122ZM124 78H125V77H124ZM151 78H153V77H151ZM200 78H201V79H200ZM215 78H216V77H215ZM247 78H248V77H247ZM107 79H108V78H107ZM209 79H210V77H209ZM212 79H213V78H212ZM68 80H69V79H68ZM102 80H103V79H102ZM109 80H110V79H109ZM218 80H219V79H218ZM243 80H245V77H244ZM243 80H242V81H243ZM246 80H247V79H246ZM105 81H106V80H105ZM116 81H117V80H116ZM116 81H115V82H116ZM198 81H197V83H198ZM203 81H204V80H203ZM215 81H216V80H215ZM238 81H239V80H238ZM190 82H191V81H190ZM243 82H244V81H243ZM116 83H117V82H116ZM116 83H115V84H116ZM158 83H159V82H158ZM197 83L195 82V85H196ZM112 84H113V83H112ZM192 84H193V83H192ZM221 84H222V83H221ZM241 84H242V83H241ZM108 85H109V84H108ZM116 85H117V84H116ZM157 85H158V84H157ZM216 85H218V84H216ZM238 85H239V84H238ZM238 85H237V87H238ZM113 86H114V85H113ZM118 86H119V84H118ZM118 86H117V87H118ZM171 86H172V84H171ZM177 86H179V85H177ZM220 86H221V85H220ZM182 87H183V86H182ZM185 87H186V86H185ZM190 87H191V85H190ZM203 87H204V88L202 89L203 91L206 90L207 92L209 91V92H208L209 94H216L214 91L211 90V88H213V87H215V86H214L213 84L210 83V80H209L208 82H204V86H203ZM111 88H112V87H111ZM70 89H71V88H70ZM112 89H113V88H112ZM166 89H167V88H166ZM170 89H171V88H170ZM175 89H177V88H175ZM187 89H188V88H187ZM221 89H222V88H221ZM172 90H174V89H172ZM202 90H201V91H202ZM114 91H115V90H114ZM159 91H161V90H159ZM180 91H181V88H180ZM182 91H183V90H182ZM201 91H200V92H201ZM112 92H113V91H112ZM116 92H117V91H116ZM137 92H138V91H137ZM154 92H155V90H154ZM171 92H172V91H171ZM218 92H219V91H218ZM218 92H217V93H218ZM174 93H175V92H174ZM208 93H207V94H208ZM219 93H220V92H219ZM167 94H168V93H167ZM241 94H243V93H241ZM115 95H116V93H115ZM120 95H121V97L123 96L122 94H120ZM120 95H119V96H120ZM124 95H125V93H124ZM127 95H128V94H126V96H127ZM179 95H180V94H179ZM179 95H177V96H179ZM235 95H236V94H235ZM235 95H234V96H235ZM116 96H117V95H116ZM201 96H202V95H201ZM209 96H210V95H209ZM236 96H237V95H236ZM124 97H125V96H124ZM165 97H166V96H165ZM167 97H169V96H167ZM175 97H176V95H175ZM180 97H181V96H180ZM206 97H207V96H206ZM217 97H218V96H217ZM240 97L242 98V96H240ZM243 97H244V96H243ZM127 98H128V97H127ZM176 98H177V97H176ZM163 99H164V97H160V98H159V100H161V101H162ZM173 99H174V97H173ZM205 99H206V98H205ZM237 99H239V98L237 97ZM184 100H185V99H184ZM209 100H210V99H209ZM229 100H231V98H230ZM239 100H241V99H239ZM239 100H238V101H239ZM246 100H247V99H246ZM126 101H127V99L125 100V102H126ZM167 101H168V100H167ZM170 101H171V100H170ZM178 101H180V100H179V97H178ZM178 101H176V102H178ZM188 101H189V99H188ZM207 101H208V100H207ZM211 101H212V100H211ZM219 101H220V100H219ZM234 101H235V100H234ZM234 101H232V102H234ZM159 102H160V101H159ZM165 102H166V100H165ZM171 102H172V101H171ZM185 102H186V100H185ZM185 102L182 103V105L185 104ZM208 102H209V101H208ZM208 102H205V104L208 103ZM226 102H227V101H226ZM166 103H167V102H166ZM168 103H169V102H168ZM210 103H211V102H210ZM237 103H238V102H237ZM119 104H120V103H119ZM161 104H163V103H161ZM178 104H179V103H178ZM186 104H187V103H186ZM247 104H248V103H247ZM68 105H69V104H68ZM175 105H177V103H176ZM228 105H229V104H228ZM240 105H241V104H240ZM172 106H173V105H172ZM180 106H181V105H180ZM207 106H208V105H207ZM210 106H211V105H210ZM225 106H226V105H225ZM251 106H252V105H251ZM251 106H250V108H251ZM177 107H178V106H177ZM185 107H187V106H185ZM221 107H222V106H221ZM243 107H244V106H243ZM174 108H175V106H174ZM190 108H191V107H190ZM245 108H247V107H245ZM186 109H187V108H186ZM237 109H238V108H237ZM241 109H242V108H241ZM181 110H182V108H181ZM194 110H196V108H195ZM211 110H212V109H211ZM215 110H216V109H215ZM219 110H220V108H219ZM227 110H228V109H227ZM227 110H226V111H227ZM235 110H236V109H235ZM239 110H240V109H239ZM246 110H247V109H246ZM251 110H252V109H251ZM183 111H184V110H183ZM200 111H201V110H200ZM220 111H221V110H220ZM236 111L238 112V110H236ZM244 111H245V110H244ZM191 112H192V111H191ZM213 112H214V114L216 113L215 111H213ZM237 112H236V113H237ZM241 112H242V110H241ZM241 112H240V114H241ZM245 112H247V111H245ZM245 112H243V113H245ZM251 112H252V111H251ZM261 112H262V111H261ZM261 112H259V113H261ZM186 113H187V112H186ZM201 113H202V112H201ZM204 113H206V112H204ZM249 113H250V112H249ZM249 113H248V114H249ZM120 114H121V113H120ZM120 114H119V115H120ZM222 114H223V113L221 112V116H222ZM227 114H228V113H227ZM238 114H239V113H238ZM240 114H239V115H240ZM209 115H210V114H209ZM224 115H225V114H224ZM239 115H238V116H239ZM245 115H246V114H245ZM245 115H244V116H245ZM263 115H264V114H263ZM188 116H189V115H188ZM197 116H198V115H197ZM199 116H200V115H199ZM235 116H236V115H235ZM241 116H242V115H241ZM241 116H240L239 118H241ZM244 116H242V118H243ZM246 116H247V115H246ZM256 116H257V115H256ZM118 117H119V116H118ZM120 117H121V116H120ZM202 117H203V116H202ZM205 117H206V116H205ZM236 117H237V116H236ZM259 117H260V115H259ZM259 117H255V118H256V119L258 118V120H260L261 117L264 118L263 116H261L260 118H259ZM203 118H204V117H203ZM222 118H223V117H222ZM227 118H228V117H226L225 119H227ZM250 118H251V117H250ZM250 118H249V119H250ZM120 119H121V118H120ZM219 119H221V118H219ZM233 119H234V118H233ZM205 120H207V119H205ZM208 120H209V119H208ZM211 120H212V119H211ZM211 120H209V121H211ZM229 120H230V119H229ZM236 120H237V119H236ZM236 120H235V121H236ZM238 120H239V119H238ZM258 120H257L256 122H258ZM261 120H262V119H261ZM201 121H202V120H201ZM219 121H220V120H219ZM226 121H227V120H226ZM235 121H234V122H235ZM122 122H123V121H122ZM211 122H214V121H211ZM215 122H216V123H215ZM215 122H214V124L217 126V119H216ZM230 122H231V121H230ZM230 122H229V121H228V123L225 122V124H226V123L229 124ZM212 124H213V123H212ZM223 124H224V123H223ZM225 124H224V125H225ZM227 124H226V127H227ZM230 124L232 125V123H230ZM230 124H229V125H230ZM235 124H237V123H235ZM238 124H240V123H238ZM263 124H264V123H263ZM119 125H120V124H119ZM215 125H213V127H214L215 129H218V130H216L217 136L215 137V135L212 134L211 138H212V140H213V139H214V140H215V139L218 140V143H223V140H225V138H226V137H225V138L223 139L224 136H223L222 134H223L224 131L221 132V129L218 128V127H216ZM251 125H252V124H251ZM257 125H258V124H257ZM204 126H205V125H204ZM206 126H207V125H206ZM206 126H205V128H206ZM221 126H222V125H221ZM236 126H237V125H236ZM255 126H256V125H255ZM262 126H263V125H262ZM68 127H69V126H68ZM226 127H225V129H227ZM222 128H223V127H222ZM231 128H233V127H230V129H231ZM234 128H235V125H234ZM234 128H233V129H234ZM246 128H247V127H245V129H246ZM230 129H228V130L230 131ZM237 129H238V128H237ZM248 129H249V128H248ZM252 129H253V127H252ZM254 129H256V128H254ZM254 129H253V130H254ZM261 129H263V128H261ZM234 130H235V129H234ZM70 131H71V130H70ZM226 131H227V130H226ZM255 131H256V130H255ZM255 131H254V132L252 131V133H249V134L252 135L253 133H255ZM263 132H264V131H263ZM263 132H262V133H263ZM230 133H232V132H229L228 135H229ZM262 133H261V134H262ZM224 135L226 136V133H225ZM205 136H206V138H208L209 135H205ZM229 136H230V135H229ZM229 136H227V137H229ZM246 136L249 137V135H246ZM260 137H261V136H260ZM202 138H203V135H202V134H201V136L198 135V137H197L196 139H195V137H193V138H192V141L189 143L191 149L194 150V148H197L198 146L202 148V144H203V142L201 141ZM211 138H210V139H211ZM236 138H237V137H236ZM245 138H247V137H245ZM261 138H262V137H261ZM261 138H259V139H261ZM102 139H103V138H102ZM230 139H232V138H230ZM233 139H234V138H233ZM259 139H258V140H259ZM203 140H204V139H203ZM212 140H211V141H212ZM226 140H227V139H226ZM226 140H225V141H226ZM237 140H239V139L237 138ZM255 140H256V139H255ZM199 141H200V142H199ZM205 141H206V140H205ZM207 141H209V138L207 139ZM211 141H210V142H211ZM228 141H229V140H227V141H226L225 143H223V144H225V149H226V150H227V149L229 150V148L231 149V152H230L231 154H230V155L233 156V153H234L235 150H234V148H233L232 145H231L232 143L230 144V143H229L230 141H229V142H228ZM231 141H232V140H231ZM234 141H235V140H234ZM234 141H232V142H234ZM259 141H260V140H259ZM197 142H199V143H197ZM237 142H239V141H237ZM257 142H258V141L256 140V143H255V144H257ZM204 143H205V142H204ZM207 143H208V142H207ZM172 144H173V143H172ZM223 144H222V145H223ZM246 144H247V142H246ZM249 144H250V143H249ZM205 145H206V144H205ZM215 145H216V144H215ZM218 145H219V144H218ZM237 145H238V143H237ZM244 145H245V144H244ZM244 145H242V146H244ZM247 145H248V144H247ZM216 146H217V145H216ZM240 146H241V145H240ZM240 146H239V148L242 147V146H241V147H240ZM255 146H256V147H255ZM255 146H254V148L257 149V145H255ZM173 147H174V146H173ZM199 147H198V149H199ZM218 147H220V145L217 146V149H218ZM243 148H244V147H243ZM243 148H242V149H243ZM175 149H176V148H175ZM183 149H184V148H183ZM191 149L189 148L188 150H191ZM205 149H207V148H205ZM222 149H224V145H223V148H222ZM225 149H224V150H225ZM246 149H247V148H246ZM255 149H254V151H255ZM196 150H197V149H196ZM215 150H216V149H215ZM224 150H223V152H224ZM226 150H225V151H226ZM244 150H245V149H244ZM60 151H62V150H57V151H55V152L53 151L54 154L52 153V154H53V156H52V161L54 160V161H56V162L58 163V162H62V161H65V160H66V159H64V160L57 161V160L55 159V154H56L57 152H60ZM67 151H68V150H67ZM175 151L178 152L177 150H175ZM179 151H180V150H179ZM200 151H201V150H200ZM217 151H218V150H217ZM238 151L241 152V150H238ZM245 151L247 152V150H245ZM218 152H219V151H218ZM236 152H237V151H236ZM255 152H256V151H255ZM199 153H200V152H199ZM228 153H229V151H228L227 153L225 152L226 155H227ZM71 154H73V153H71ZM167 154H168V152H167ZM169 154H170V153H169ZM169 154H168V156H169ZM204 154H205V152H204ZM209 154H210V153H209ZM212 154H214V153H212ZM218 154H220V153H218ZM237 154H238V156H239V153H237ZM243 154H244V153H243ZM243 154H242V155H243ZM248 154H249V153H248ZM251 154H252V153H251ZM76 155H77V154H76ZM183 155H184V154H183ZM191 155H192V154H191ZM191 155H190V156H191ZM193 155H194V153H193ZM207 155H208V154H207ZM210 155H211V154H210ZM210 155H209V156H210ZM228 155H229V154H228ZM240 155H241V154H240ZM246 155H247V154H246ZM69 156H70V155H69ZM203 156H205V155H203ZM203 156H202V157H203ZM214 156H215V155H214ZM218 156H219V155H218ZM198 157H199V156H198ZM160 158H161V156H160ZM170 158H171V157H170ZM170 158H169V159H170ZM185 158H187V157H185ZM196 158H197V156H196ZM204 158H205V157H204ZM212 158H213V157H212ZM220 158H221V156H220ZM220 158H219V159H220ZM234 158H235V157H234ZM73 159H74V158H73ZM179 159H180V158H179ZM75 160H76V159H75ZM137 160H138V159H137ZM172 160H173V159H172ZM188 160H189V159H188ZM188 160H187V161H188ZM211 160H212V159H211ZM213 160H214V159H213ZM229 160H230V159H229ZM138 161H139V160H138ZM167 161H168V160H167ZM174 161H175V160H174ZM177 161H179V160H177ZM185 161H186V160H185ZM191 161H192V160H191ZM75 162H76V161H75ZM152 162H153V161H152ZM165 162H166V161H165ZM212 162H213V161H212ZM233 162H234V161H233ZM235 162H236V161H235ZM237 162H238V161H237ZM246 162H247V161H246ZM54 163H55V162H54ZM167 163H168V162H167ZM173 163H174V162H173ZM213 163H214V162H213ZM228 163H231V162H228ZM228 163H227V164H228ZM248 163H249V162H248ZM221 164H222V167H223L224 162L221 163ZM225 164H226V163H225ZM225 164H224V165H225ZM130 165H131V164H130ZM130 165H129V166H130ZM179 165H180V164H179ZM219 165H220V164H219ZM129 166H128V167H129ZM214 166H215V163H214ZM220 166H221V165H220ZM234 166H235V164L232 163V164H230V165L228 166L227 170H226V169H225V170H226V171H232V170H234ZM211 167H212V165H211ZM225 167H226V166H225ZM225 167H224V168H225ZM238 167H239V166H238ZM241 167H242V166H241ZM216 168H217V167H215V169H216ZM218 168L221 169V167H218ZM242 168H243V167H242ZM242 168H241V169H242ZM209 169H210V168H209ZM211 169H213V168H211ZM222 169H223V168H222ZM241 169H240V170H241ZM246 169H247V171H248V168H246ZM253 169H254V168H253ZM125 170H126V169H125ZM225 170H224V172H225ZM242 170H245V168L242 169ZM209 171H210V170H209ZM215 171H220V170H215ZM245 171H246V170H245ZM253 171H254V170H253ZM28 172H29V171H28ZM211 172H212V171H211ZM220 172H222V171H220ZM224 172H223V173H224ZM212 173H213V172H212ZM227 173H229V172H227ZM245 173H246V172H245ZM28 174H29V173H28ZM212 175H213V174H212ZM214 176H215V175H214ZM214 176H213V177H214ZM232 176H233V173H232ZM234 176H236V174H235ZM202 177H203V176H202ZM224 177H225V176H224ZM236 177H237V176H236ZM236 177H235V178H236ZM90 178H91L90 175H88V176L85 175V176H84L83 178H81V179H79V178L76 179V181H75L74 179H69V180H71V181H68V182H84V183H87L88 186H89V190H90V188H91V187H90V183H89ZM199 178H200V177H199ZM26 179H27V178H26ZM29 179H30V178H29ZM46 179H47V178H46ZM49 179H50V177H49ZM205 179H206V178H205ZM207 179H208V178H207ZM219 179H220V178H219ZM31 180H32V179H31ZM44 180H45V179H44ZM44 180H43V181H44ZM67 180H68V179H67ZM73 180H74V181H73ZM180 180H181V179H180ZM217 180H218V179H217ZM232 180H233V179H232ZM236 180H237V179H236ZM259 180H260V178H259ZM28 181H29V180H28ZM43 181H42V182H43ZM220 181H221V180H220ZM222 181H223L222 183H224V181H227V180H222ZM29 182H30V181H29ZM46 182H47V181H46ZM46 182H45V183H46ZM217 182H218V181H217ZM238 182H239V180H238ZM240 182H243V181H240ZM260 182H261V181H260ZM180 183H181V182H180ZM215 183H216V181H215ZM219 183H220V182H219ZM219 183H218V184H219ZM227 183H228V182H227ZM25 184H26V183H25ZM48 184H49V183H47V185H48ZM236 184H237V182H236ZM246 184H247V183H246ZM250 184H251V183H250ZM262 184H263V183H261L260 185L263 186ZM43 185H45V184H43ZM179 185H180V184H179ZM225 185H226V184H225ZM238 185H239V184H238ZM244 185H245V181H244ZM257 185H258V186H257ZM257 185H256L257 187H259V188L261 187V186H259V184H257ZM204 186H205V185H204ZM240 186H241V185H240ZM240 186H239V188H241ZM254 186H255V185H254ZM254 186H253V187H254ZM47 187L49 188V186H47ZM50 187H51V186H50ZM52 187H53V186H52ZM56 187H57V186H56ZM244 187H246V186H244ZM244 187H242V188H244ZM13 188H14V187H13ZM123 188H124V186H123ZM239 188H237V189H239ZM247 188H248V187H247ZM251 188H252V187H251ZM251 188H250V189H251ZM51 189H53V188H51ZM55 189H56V188H55ZM125 189H126V188H125ZM204 189H205V188H204ZM230 189H231V188H230ZM16 190H17V189H16ZM53 190H54V189H53ZM53 190H51V191L53 192ZM242 190H243V189H242ZM242 190H241V192H242ZM244 190H245V189H244ZM247 190H248V189H247ZM255 190H256V189H255ZM255 190H252L253 194H256V193H254V192H256ZM51 191H50V192H51ZM124 191H125V190H124ZM127 191H128V190H127ZM235 191H236V190H235ZM261 191H263V190H261ZM261 191H260V192H261ZM48 192H49V191H48ZM48 192L45 193V194L47 195ZM237 192H238V190H237ZM239 192H240V189H239ZM241 192H240V193H241ZM17 193H18V192H17ZM17 193H16L15 191L12 190V191L10 192L9 195L6 194V193H5V194H4V193H0V195H4V196H6L7 198H9V200H10V202H11V206H12V205H14V203L12 202V200H14L12 196H13V195H17ZM19 193L23 194V193H22V190H21V192H19ZM30 193L32 194V191H30ZM125 193H126V192H125ZM170 193H171V192H170ZM231 193H232V192H231ZM234 193H235V192H234ZM248 193H249V192H248ZM127 194H128V192L126 193V197H125V198H126L127 200L131 201V203H134V202H133L134 200L132 201V199H131V200L129 199V198L132 197V196L130 195V197H128ZM236 194H238V193H236ZM250 194H251V193H250ZM23 195H24V194H23ZM43 195H44V194H43ZM241 195H242V194H241ZM247 195H248V194H247ZM25 196H26V195H25ZM232 196H233V200H234L235 197H234L233 194H232ZM236 196H237V195H236ZM255 196H257V194H256ZM15 197H16V196H15ZM18 197H19V196H18ZM31 197H32V196H31ZM41 197H42V196H41ZM240 197H241V196H240ZM240 197H238V198H240ZM244 197H245V196H244ZM253 197H254V196H253ZM38 198H40V196H39ZM16 199H17V198H16ZM161 199H163V198H161ZM161 199H160V200H161ZM136 201L139 202L140 200H136ZM148 201H149V200H148ZM150 201H151V200H150ZM155 201H158V200H155ZM240 201H241V200H240ZM140 202H141V201H140ZM144 202H146V201L144 200ZM122 203H123V202H122ZM146 203H147V202H146ZM85 205H86V204H85ZM226 206H227V205H226ZM226 206H225V207H226ZM83 207H84V206H83ZM34 208H35V207H34ZM223 209H224V208H223ZM223 209H222V210H223ZM222 210H221V211H222ZM11 211H12V210H11ZM27 212H28V209H27V207H26V210L20 212V213L18 214V216H16V217L22 219V218H24V217L27 215ZM219 212H220V211H219ZM34 213L36 214L35 210H34ZM210 213H212V212H210ZM193 214H196V213H193ZM10 215H11V214H10ZM28 216H29V213H28ZM77 216H78V215H77ZM13 217L15 218L14 215H13ZM11 218H12V217H11ZM30 218H31V217H29L28 220H30V221L32 222V224H33L37 229H41L40 226L37 225V224H39V223L35 224L36 221L34 222V221H33L32 219H30ZM24 219H25V218H24ZM24 219H23V220H24ZM26 219H27V218H26ZM35 219H36V218H35ZM74 220H75V219H74ZM86 220H87V219H86ZM86 220H84V221H86ZM40 222H41V220H40ZM88 222H89V221H88ZM84 223H85V222H84ZM84 223H83V224H84ZM42 224H43V223H42ZM68 224H69V223H68ZM44 225H45V224H44ZM54 226H55V225H54ZM56 227H57V224H56ZM56 227H55V228H56ZM69 229H70V228H69ZM42 230H43V228H42ZM51 230H52V229H51ZM67 231H68V230H67ZM71 231H72V230H71ZM71 231H69V233H70ZM38 233H39V232H38ZM38 235H39V234H38ZM48 235H49V234H47L44 238H46V241H47V239H48V242H49V236H48ZM58 235H59V234H58ZM40 236H41V235H40ZM55 236H56V235H55ZM121 236H122V235H121ZM121 236H120V237H121ZM51 237H52V236H51ZM38 239H39V238H38ZM41 239H42V237H41ZM119 239H120V238H119ZM50 240H51V239H50ZM68 240H69V236L64 235V242L67 243ZM38 242H39V241H38ZM64 242H63V243H64ZM121 242H122V243L119 242V244H120L121 246H125V245H126V243H125L124 240L121 241ZM39 243H40V242H39ZM56 243H57V242H56ZM63 243H62V244H63ZM42 244H43V241L41 242L40 245H42ZM62 244L60 245V248H59V249H57V248L55 247V246H56V245H55V246H54V249H55L54 251H61L62 254L65 253L64 250H67V251H68L67 246H62ZM127 245H130V243L127 244ZM68 253H69V251H68ZM70 253H71V252H70ZM66 260H67V261H71V260H68V259H66ZM71 262H73V261H71ZM74 264H75V263H74Z\"/></svg>",
    "mask_w": 264,
    "mask_h": 264
},
{
    "label": "water",
    "instance_id": "95a60500",
    "mask_svg": "<svg viewBox=\"0 0 264 264\" xmlns=\"http://www.w3.org/2000/svg\"><path fill=\"white\" fill-rule=\"evenodd\" d=\"M249 30H252V31H259V30H255V29H252V28H245V29H241V30L237 31V32H236L235 34H233L232 36H235L236 34H238V33H240V32H245V31H249ZM259 32H260V31H259ZM244 39H245V38H243V37L241 38V41H240V42H241L242 45H243V41H244ZM261 39H262V35H261ZM261 39H260V40H257L256 43H255V44L249 49V53H250V54H249L248 57H244L243 54L240 53L239 49L235 47V45H232L231 43H230V45H231V47L237 52L238 56H239L241 59H249V58H250V55H251V53H252V51H254V50L258 47V45L260 44ZM81 63H84V62L81 61L76 67H79V65H80ZM76 67H75V68H76ZM89 70H90V69H89ZM90 71H91V70H90ZM68 78H69V82H70V85H71V91H70V95H69V110H68L67 122H68V125H69L70 129L72 130V126H71V122H70V117H71V102H72V94H73L74 91H75V82L72 80L71 74H69ZM255 79H256V76H254L253 78H251V79L245 81L244 83H248V82H250V81H252V80H255ZM166 83H173V82H166ZM244 83H242V84H244ZM176 84H177V83H176ZM183 84H184V83H183ZM179 85H182V84H179ZM132 92H134V91H132ZM128 93H131V92H128ZM242 93L248 96L250 103L253 105V99H252V95H251V93H250V92H242ZM118 116H119V113L117 114V120H118ZM118 123H119V122H118ZM118 130H119V127L116 129L115 132L108 133V134H106L104 137L109 136V135H113V134L117 133ZM102 138H103V137H102ZM102 138H101V139H102ZM141 162H146V163L153 164V165H155V164H160V163H165V162H163V161L149 162V161H146V160H139V161H136V162L132 163V164L129 166V168H131L133 165H135V164H137V163H141ZM165 164H167V163H165ZM167 165H168L169 167H173V166H171V165H169V164H167ZM129 168H128V169H129ZM128 169L126 170L125 175L127 174ZM125 175H124V176H125ZM68 183H70V184H79V183H84V182H68ZM178 185H179V174H178V183H177V187H178ZM125 186H126L127 189L129 190V192L131 193V195H132L135 199L140 200V201H144V200H158V199L164 197V196H165L167 193H169L170 191H173V190L176 189V188H169L168 192L165 193L162 197L149 196V197L137 198V197L134 195V193L132 192V190L130 189V187H129L128 185H126V184H125ZM215 187H224V188L229 192L228 188H227L226 186H224V185H216ZM58 190H59V187H58L55 191H53L52 193H50V194H48V195H45V196H43V197L40 198V199H44V198H47V197H49V196L55 195L56 191H58ZM209 191H210V190H209ZM89 195H90V190H89V192H88V195H87V196L85 197V199H84V203H83V204L81 205V207L77 210V212L73 214V218H72V220H73V219L75 218V216L81 211V209H82L83 206L85 205L87 199L89 198ZM0 196L5 197V198L8 199V201H9V205H8V215H7L6 217H0V221H6V220L8 219V217H9V215H10V212H11V202H10L9 198H7L6 196H4V195H0ZM229 199H230V192H229V198L225 201V203H224L223 205H221V207H220L219 209H211L210 207H206V206H205V207H202V208H200V209H208V210H211V211H213V212H219V211H221L223 208H225V206H226V205L228 204V202H229ZM200 209H198V210H200ZM198 210H197V211H198ZM36 216H37L41 221L45 222L43 219L40 218V216H39V214H38L37 212H36ZM261 218H264V214H263L262 216H260L257 220H259V219H261ZM72 220H70L68 223H70ZM257 220H256L255 222H253L252 224L256 223ZM53 222H56V223H60V224H62V222L59 221L58 219H56V220H54V221L45 222V223H53ZM252 224H251V225H252ZM251 225H250V227H251ZM250 227H249V228H250ZM246 245H247V237H246ZM221 251H224V250H221ZM248 255H249V259H250V263H251V257H250V254L248 253ZM210 258H211V255H210L207 259H210ZM226 259H227V261H228V264H230L229 259H228V255H227ZM60 260L65 261V262L67 261V260H65V259H60ZM72 264H74V263L72 262Z\"/></svg>",
    "mask_w": 264,
    "mask_h": 264
}]
</instances>
